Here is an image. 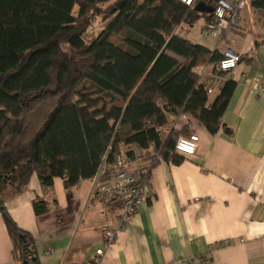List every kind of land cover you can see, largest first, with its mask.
<instances>
[{
    "label": "trees",
    "instance_id": "16d2710c",
    "mask_svg": "<svg viewBox=\"0 0 264 264\" xmlns=\"http://www.w3.org/2000/svg\"><path fill=\"white\" fill-rule=\"evenodd\" d=\"M201 2L214 8L216 0H0V216L16 260L36 263L34 238L3 197L24 192L34 174L47 187L61 178L71 192L135 149L180 164V131L163 132L169 116L232 133L222 119L237 83L226 80L210 103L200 69L219 61L218 51L176 33L183 23L211 22L213 14L196 11ZM105 4L110 20L86 43ZM251 7L264 17V0Z\"/></svg>",
    "mask_w": 264,
    "mask_h": 264
},
{
    "label": "crops",
    "instance_id": "0c3cea01",
    "mask_svg": "<svg viewBox=\"0 0 264 264\" xmlns=\"http://www.w3.org/2000/svg\"><path fill=\"white\" fill-rule=\"evenodd\" d=\"M201 21L199 31L183 29V23L176 33L183 30L182 38L218 51L217 58L228 46L242 56L234 71L223 74L237 83L222 119L232 133L213 135L195 119L169 116L163 132L198 135L197 153L180 154L183 161L173 164L150 148L128 168L136 179L146 168L150 197L108 249L100 228L120 210L108 214L92 200L94 178L69 192L61 178L47 187L34 174L24 192L3 198L16 225L34 238L35 264H94L98 249L106 250L99 264H175L199 257L215 264H264V91L251 89L254 80L264 81V17L250 0L235 25L217 22L218 37L205 31V18L194 25ZM12 250L0 216V264H18Z\"/></svg>",
    "mask_w": 264,
    "mask_h": 264
},
{
    "label": "built area",
    "instance_id": "2783aa9c",
    "mask_svg": "<svg viewBox=\"0 0 264 264\" xmlns=\"http://www.w3.org/2000/svg\"><path fill=\"white\" fill-rule=\"evenodd\" d=\"M187 6H193L198 0H176ZM250 0H216L213 19L205 28V31L213 37L219 36L216 27L217 22L224 26H231L238 22L241 13L248 7ZM242 61V56L228 46L223 52V57L213 64H207L200 70L201 83L206 85L208 96L221 91L225 78L224 73L234 71ZM212 67V69H211ZM211 69V70H210ZM254 92L264 91V81L256 79L251 84ZM180 118L189 121L187 115ZM199 136L191 134L189 136L178 137L175 150L184 156H194L197 153ZM141 152H136L133 158L126 156L117 157L112 163L103 162L97 175L94 178L92 200L99 204L104 212L110 214L115 208L120 210L116 219L108 215L107 220L100 228V233L106 245V249L112 246L124 231L127 224L134 221L142 204L150 197L148 185V175L146 168H142V178L136 179L128 172V168L136 162L142 161ZM105 249H98L92 258L94 264H99L105 255ZM31 257L29 256V259ZM18 261V260H17ZM215 264L204 258H194L182 260L175 264ZM18 264H23L18 261ZM32 264V263H28Z\"/></svg>",
    "mask_w": 264,
    "mask_h": 264
},
{
    "label": "rangeland",
    "instance_id": "374dc122",
    "mask_svg": "<svg viewBox=\"0 0 264 264\" xmlns=\"http://www.w3.org/2000/svg\"><path fill=\"white\" fill-rule=\"evenodd\" d=\"M108 5L109 4H105L103 6H101V14L99 16H97L94 21H93V24H92V27L85 33L84 35V40L86 43H91L93 40L96 39V37L99 35V33L101 31H103V29L105 28V26L107 25V23L109 22L110 18H107L104 11H107L108 9ZM77 11L78 9L76 8L74 13L77 14ZM203 24V21L199 22V24H196V25H189V24H185L183 26V29H189V30H194V31H199V26ZM232 26V25H231ZM187 27V28H185ZM180 34L181 36H185V32L183 30H180ZM113 41L115 43L118 44L119 47L122 46L120 42V38H113Z\"/></svg>",
    "mask_w": 264,
    "mask_h": 264
},
{
    "label": "water",
    "instance_id": "95a60500",
    "mask_svg": "<svg viewBox=\"0 0 264 264\" xmlns=\"http://www.w3.org/2000/svg\"><path fill=\"white\" fill-rule=\"evenodd\" d=\"M196 11L199 12L200 14H203V13L213 14L214 8L201 2V3H198V5L196 6Z\"/></svg>",
    "mask_w": 264,
    "mask_h": 264
}]
</instances>
